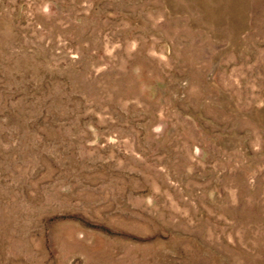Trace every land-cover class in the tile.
I'll return each mask as SVG.
<instances>
[{"label":"rangeland","instance_id":"rangeland-1","mask_svg":"<svg viewBox=\"0 0 264 264\" xmlns=\"http://www.w3.org/2000/svg\"><path fill=\"white\" fill-rule=\"evenodd\" d=\"M0 264H264V0H0Z\"/></svg>","mask_w":264,"mask_h":264}]
</instances>
